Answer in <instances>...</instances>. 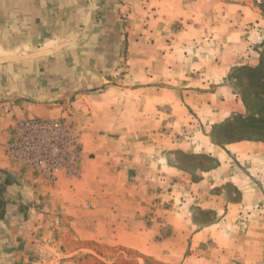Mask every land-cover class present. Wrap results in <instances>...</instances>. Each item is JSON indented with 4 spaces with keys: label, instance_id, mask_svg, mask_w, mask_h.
I'll return each mask as SVG.
<instances>
[{
    "label": "rangeland",
    "instance_id": "obj_1",
    "mask_svg": "<svg viewBox=\"0 0 264 264\" xmlns=\"http://www.w3.org/2000/svg\"><path fill=\"white\" fill-rule=\"evenodd\" d=\"M61 10V47L0 66L3 109L55 108L37 120H72L80 138V176L46 183L26 170L42 190L26 208L42 225L34 263L264 264V143L236 142L234 127L250 115L244 96L264 119V0H62ZM16 123L0 120V160ZM237 143L241 153L226 148ZM133 197L140 216L121 226L132 244L80 238L70 223L71 210L104 219Z\"/></svg>",
    "mask_w": 264,
    "mask_h": 264
},
{
    "label": "crops",
    "instance_id": "obj_2",
    "mask_svg": "<svg viewBox=\"0 0 264 264\" xmlns=\"http://www.w3.org/2000/svg\"><path fill=\"white\" fill-rule=\"evenodd\" d=\"M61 9L62 0H0V66L20 59L24 60L34 56L41 57L49 53L51 49L61 47L60 45L63 44L61 42L62 33L69 23H66L65 15L62 14ZM23 78L22 82H26V77ZM162 91L157 92L159 96L157 97V103L160 107L161 103H165L161 96ZM22 92L21 94L25 95L28 91L22 90ZM18 96L16 95L17 98ZM104 96H101V98ZM171 101L177 103L176 96H173ZM2 102L3 100L0 98V120H5L7 130L11 124L13 125L16 122L25 119H48L57 112L55 108L51 109L39 103H27L26 100H20L18 103H7L9 105L13 103L14 105V111L8 113L7 108L3 109ZM207 106L209 105L207 104ZM95 109L97 107L94 108L92 105L90 111L98 116V110ZM236 111L242 113L243 110L231 107L229 116ZM221 116V113L215 115L217 118L215 121L220 119L224 121ZM215 121H213L214 125L220 123ZM2 131L3 128H0V140L3 137ZM205 138L209 139V137ZM4 140L5 138L0 143ZM94 143L95 145L92 148L85 146L83 148V160L86 168L90 166V151H95L100 147L98 140L94 139ZM238 145V143L236 145L230 144L226 148L228 151L234 149V153H241ZM220 155L222 156V154ZM227 155L229 153H226ZM258 156L261 157L262 154L251 155V158L263 161ZM219 170L220 166L214 171ZM27 174L25 168L0 160V182L6 177L10 179L9 184L4 186L3 189L6 211L3 217H0V264H37L34 263V260L41 254L39 250L41 246L39 232L42 225L34 216H31V213H27L26 208H30L32 205L35 206L34 203L39 201L42 190H35L30 183H27V180H31ZM135 175L139 177V171ZM136 201L139 200L135 197L129 198V203L127 202L122 207H120L122 204L115 207L117 212H114L113 208L110 207L112 212L110 216H106L104 219L95 216L89 221L82 220L80 210L72 211L71 208L73 207L66 208L68 206L66 203L61 205L65 209L71 210L70 223L80 238L102 241L116 240L119 244L125 245L129 240L128 237L123 235L121 226H127L133 221L135 222L140 216L138 213L140 204H137ZM90 205L94 206L92 203ZM127 206H130L128 212H126ZM114 224H117L116 227ZM85 225H87V228L82 229V226ZM129 243L132 244L133 241L131 240Z\"/></svg>",
    "mask_w": 264,
    "mask_h": 264
},
{
    "label": "built area",
    "instance_id": "obj_3",
    "mask_svg": "<svg viewBox=\"0 0 264 264\" xmlns=\"http://www.w3.org/2000/svg\"><path fill=\"white\" fill-rule=\"evenodd\" d=\"M4 158L22 165L36 181L52 183L61 173L76 178L82 171L76 125L67 118L18 122L12 127Z\"/></svg>",
    "mask_w": 264,
    "mask_h": 264
},
{
    "label": "trees",
    "instance_id": "obj_4",
    "mask_svg": "<svg viewBox=\"0 0 264 264\" xmlns=\"http://www.w3.org/2000/svg\"><path fill=\"white\" fill-rule=\"evenodd\" d=\"M264 54L261 56V64L260 67L263 64ZM252 73H255L258 71V69H251ZM244 101L247 107V110L249 112L248 117H239V123L236 124L234 127L239 128L241 127L242 130V136L236 141H252V142H260L264 143V119L261 118L263 116L258 115L257 113H252L250 110H252V107L250 106L248 102V98L244 96ZM264 112V111H263ZM233 143V142H231ZM220 145V143H217Z\"/></svg>",
    "mask_w": 264,
    "mask_h": 264
}]
</instances>
